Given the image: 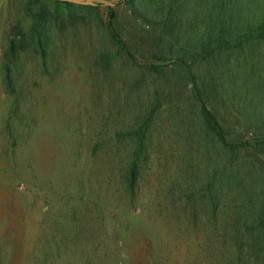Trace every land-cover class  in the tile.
Listing matches in <instances>:
<instances>
[{"label": "rangeland", "instance_id": "374dc122", "mask_svg": "<svg viewBox=\"0 0 264 264\" xmlns=\"http://www.w3.org/2000/svg\"><path fill=\"white\" fill-rule=\"evenodd\" d=\"M142 1H72L97 9L66 31L46 73L32 57L22 74L13 66L17 105L2 62L29 0H0V264H264V40L221 41L205 58L199 39L217 30L221 0L204 19L201 0L171 13V0ZM233 2L238 23L225 27L261 20L264 0ZM109 6L136 60L108 36ZM194 81L230 146L202 118Z\"/></svg>", "mask_w": 264, "mask_h": 264}, {"label": "trees", "instance_id": "16d2710c", "mask_svg": "<svg viewBox=\"0 0 264 264\" xmlns=\"http://www.w3.org/2000/svg\"><path fill=\"white\" fill-rule=\"evenodd\" d=\"M174 1L175 0H171L169 5L166 3L170 8V13L175 8L173 5ZM223 1L224 0H221L218 6H222V9H224L225 19H222L223 11L219 19L209 17V21H217V30L212 32L208 31L211 29L205 30L203 31V38L199 39L205 58H212L215 54L222 51L223 47L221 41L230 42V39L233 38L242 44V40H264V6L262 7L263 12L261 20L258 19V21L255 22L247 21V23L243 25L244 27L241 28L243 30L240 32L239 29L237 32L236 29L233 30L232 27H225L224 25V21H227L228 19L232 20L235 24L238 23L236 21L237 11H234V7L237 2L234 3L233 0L232 2L229 1L227 6V4L223 3ZM119 2L132 6L133 9H136V11L143 9L142 0H119ZM198 4L202 10H204L203 19L206 18L214 9V6H216L215 3L213 5V3H210L208 0H201ZM96 7L97 6L95 5L77 6L73 2L67 0H29V3L26 5V11L31 20L30 24L27 27H24L20 22L19 24L12 26L7 39V45L2 62V66L5 71L4 83L8 93L14 98L16 104L21 100V96H23V87L20 88L21 91L16 90L17 85H15L14 78L10 73L13 66L18 74H22L21 67H24L26 64L25 61L27 60V57H32L34 70L37 66L40 74L46 73L48 70V58L51 55L50 53L54 52L58 48V45L61 43L60 39L64 37L66 31L70 27H75L77 25V20L82 17L83 10L86 9L90 10L88 12H92L97 9ZM247 11L249 13L252 11L250 6L248 7L247 4H244V6L239 9L240 14H244ZM170 13L168 15L166 14L164 17V25L171 21ZM118 20L119 14L117 9L113 6H109L107 20L105 22L107 34L109 38L111 36V39L116 43L117 50H119V52H124L127 58L131 61L136 60L137 58L134 52L128 48V44L116 31L117 29L115 27V23H117ZM213 33L217 34L214 36ZM217 35L218 37H216ZM199 41L196 40V44H198ZM103 54L104 57H107L108 55L107 53ZM153 56L154 58H159V54H155ZM192 85L195 97L200 103L201 116L206 125L223 145L230 146L228 141V132L221 121L217 110L212 106L210 93L205 91L203 92L204 87L202 88V86H199L196 81H194ZM239 141V143L237 141L234 143V149L248 147L247 145H249V143L243 144V140ZM260 145L263 146L262 150H264V142L260 143ZM138 175L139 170L137 162L136 160H132L128 173L125 174V180L129 190H135Z\"/></svg>", "mask_w": 264, "mask_h": 264}, {"label": "water", "instance_id": "95a60500", "mask_svg": "<svg viewBox=\"0 0 264 264\" xmlns=\"http://www.w3.org/2000/svg\"><path fill=\"white\" fill-rule=\"evenodd\" d=\"M67 1H71L72 2V1H80V0H67Z\"/></svg>", "mask_w": 264, "mask_h": 264}]
</instances>
